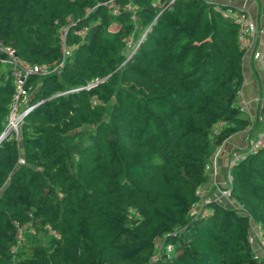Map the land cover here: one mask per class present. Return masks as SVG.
I'll return each mask as SVG.
<instances>
[{
    "label": "trees",
    "instance_id": "obj_1",
    "mask_svg": "<svg viewBox=\"0 0 264 264\" xmlns=\"http://www.w3.org/2000/svg\"><path fill=\"white\" fill-rule=\"evenodd\" d=\"M115 2L116 14L98 0H0V45L17 58L51 66L61 33L69 49L55 71L28 75L33 106L18 138L0 140V264H264V146L228 167L226 204L198 193L212 146L252 130L232 11ZM14 87L0 50V133ZM14 222L25 228L12 251Z\"/></svg>",
    "mask_w": 264,
    "mask_h": 264
},
{
    "label": "built area",
    "instance_id": "obj_2",
    "mask_svg": "<svg viewBox=\"0 0 264 264\" xmlns=\"http://www.w3.org/2000/svg\"><path fill=\"white\" fill-rule=\"evenodd\" d=\"M99 4H103L106 7H108L111 10V13L116 14L119 10L118 4L115 2V0H98ZM134 5L131 4L130 2L125 3L123 5V8L129 11H132L134 9ZM231 16L238 24V39L240 46L244 49H252V56L257 59L258 61V66L263 73L264 77V51H259L255 49V44H256V36L258 34H261L264 37V29L263 28H258L257 25L255 24L254 20L245 12H231ZM133 17V15H131ZM133 35L130 34L127 39H126V45L131 48L130 53L135 49L137 44L139 43L142 35L139 37V39L136 41V43L133 45ZM61 42H60V50H61V59L57 61L56 63H53L51 66H46V65H35V64H29L26 63L19 58L14 53V50L10 47L7 46H1L0 45V50L7 56V62L11 65V74L13 77V81L15 84L14 91L11 97V101L9 104V110L6 116V124L3 129V131L0 133V140L3 137H15L18 138L19 134V125L21 123V120L25 113L33 106L29 104V92L25 88L24 84L26 82V79L28 78V75L33 74V73H38V74H44L48 73L51 71H55L62 65V60L63 58L68 55L69 49L64 45L63 42V34L61 33ZM133 46V47H132ZM128 54V56L130 55ZM242 90L241 87L237 90L236 92V97L238 100V103L245 108L246 102L242 98ZM259 99V104L264 109V91ZM264 119V117H263ZM219 124H222L220 122ZM250 126L246 127L244 129L245 133L248 135L251 134ZM215 132V131H214ZM264 146V127L262 131L258 133H254L252 138H249L248 144L245 149L234 151L230 153L228 157V162L226 164V170L225 174L227 175L226 182L227 184L224 186L217 187L216 193H213V196H208L209 200H219L221 198H229V183H230V175L228 173V167L237 159H240L243 157L245 152H252L259 147ZM222 145L221 143L217 145V150L221 151ZM18 163H22L23 160L21 157L17 158ZM215 165V155L212 156L211 160L206 164V169L210 170L214 167ZM198 193L201 194L200 189ZM195 204L192 208V211L198 208ZM204 212V211H203ZM249 220V229H248V234H247V239L248 242L253 250L254 256L259 257L258 251H261V243H262V236L260 233V230L258 227ZM14 227H15V238H16V243L11 246V250L15 251L17 248V245L20 244L21 240L23 239V231H24V226L19 225L18 223L14 222ZM171 250V246L167 245L165 247V252L168 254ZM9 264H16L14 260H12Z\"/></svg>",
    "mask_w": 264,
    "mask_h": 264
},
{
    "label": "crops",
    "instance_id": "obj_3",
    "mask_svg": "<svg viewBox=\"0 0 264 264\" xmlns=\"http://www.w3.org/2000/svg\"><path fill=\"white\" fill-rule=\"evenodd\" d=\"M217 3H222L228 7L230 11L245 12L255 22L258 28L264 29V0H208ZM255 49L264 51V37L261 34L256 36ZM241 71L243 75V82L241 85L242 98L246 102L245 109L249 114V119L252 124V131L258 133L264 127V109L259 104V97H261L264 90V77L261 73L258 61L252 56V49L244 50L241 59ZM244 130L234 132L227 136L222 142L221 151L216 152L217 145L212 146L210 160L215 155V167L208 170L207 178L209 183L200 187L201 196L208 197L215 193V186L221 183L219 176L226 170V161L229 153L232 150L238 151L245 149L247 141L245 139ZM247 135V134H246ZM216 149V150H215ZM215 168V170H214ZM215 176V179H213ZM221 203L226 204L225 199H219ZM198 206V204L196 205Z\"/></svg>",
    "mask_w": 264,
    "mask_h": 264
},
{
    "label": "rangeland",
    "instance_id": "obj_4",
    "mask_svg": "<svg viewBox=\"0 0 264 264\" xmlns=\"http://www.w3.org/2000/svg\"><path fill=\"white\" fill-rule=\"evenodd\" d=\"M118 27V25L116 24V23H112V24H110L109 25V30H115L116 28ZM143 32L141 31V30H139L138 28H136V30L134 31V34H133V42H134V40L136 39V35L138 36V39H139V37L141 36V34H142ZM137 39V40H138ZM136 40V41H137ZM136 41L133 43V45L136 43ZM133 47V46H132ZM129 48V47H128ZM129 50H131V49H129ZM130 52V51H129ZM264 91V90H263ZM245 132V131H244ZM254 135V131H251V134L249 135H246L245 134V139H246V141H247V144H248V140H249V138H252V136ZM216 150V149H215ZM235 150H232L230 153H232V152H234ZM230 153H229V155H230ZM227 162H228V160L226 161V164H227ZM216 164V163H215ZM215 167V166H214ZM216 168V167H215ZM215 168H214V170H215ZM207 175H208V172H207ZM226 178H227V175L225 174V171L219 176V181H220V183H221V185L222 186H224V185H226L227 184V182H226ZM213 179H215V176H213ZM207 183H209V179L207 178L206 179V181L203 183V185L204 184H207ZM217 187H220V185H216L215 186V188L217 189ZM215 193H216V191H215ZM214 194H210V196H213ZM252 223V222H251ZM159 243V241L158 240H156V244H158ZM260 254L262 255V252L261 251H258V255H259V257H260Z\"/></svg>",
    "mask_w": 264,
    "mask_h": 264
}]
</instances>
